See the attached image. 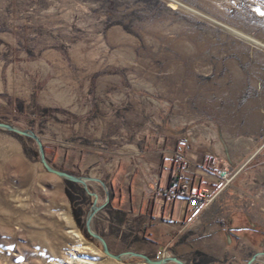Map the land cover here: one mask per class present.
<instances>
[{
	"label": "rangeland",
	"instance_id": "374dc122",
	"mask_svg": "<svg viewBox=\"0 0 264 264\" xmlns=\"http://www.w3.org/2000/svg\"><path fill=\"white\" fill-rule=\"evenodd\" d=\"M260 49L264 53V0H0V121L31 128L50 157L77 148L83 97L94 108L102 84L125 95L115 114L120 143L127 127L141 130L147 117L168 109L159 102L160 82H224L228 58ZM65 110L73 118L66 129L55 127L54 115ZM230 171L236 178L240 169ZM65 182L43 168L33 140L0 130V264H57L76 242L68 233L73 229L98 264H145L104 255L85 231L92 197L77 184L85 199L73 205ZM79 205L83 211L75 215ZM100 219L92 227L111 252L132 250L112 242L119 230ZM254 249L242 248L241 264L264 251ZM219 256L189 250L176 257L215 264L225 260ZM254 264H264V257Z\"/></svg>",
	"mask_w": 264,
	"mask_h": 264
},
{
	"label": "crops",
	"instance_id": "0c3cea01",
	"mask_svg": "<svg viewBox=\"0 0 264 264\" xmlns=\"http://www.w3.org/2000/svg\"><path fill=\"white\" fill-rule=\"evenodd\" d=\"M227 61L224 82H160L157 93L164 99L159 102L168 109L147 117L141 130L127 127L120 143L115 114L125 95L119 98L116 90L98 85L94 108L83 97L82 144L60 154L54 151L51 157L45 154L52 166L107 184L108 203L93 221L100 216V225L119 230L110 237L116 245L126 243L151 255L168 246L176 256L190 250L225 257L215 264H241L243 247L264 250V214L259 212L264 210L263 49L238 52ZM69 118V113L55 114L54 126L66 129ZM180 138L189 141L186 174L194 184L210 189L214 198L197 212L185 198L164 197L174 180L172 152ZM205 163L241 173L222 188ZM87 183L98 194V204L103 203L102 188Z\"/></svg>",
	"mask_w": 264,
	"mask_h": 264
},
{
	"label": "water",
	"instance_id": "95a60500",
	"mask_svg": "<svg viewBox=\"0 0 264 264\" xmlns=\"http://www.w3.org/2000/svg\"><path fill=\"white\" fill-rule=\"evenodd\" d=\"M0 130L12 133L19 137H25V138H29L33 140L37 147V154H38L39 162L41 163V165L47 172L58 176L64 181H68V182H72V183H76L80 185L82 189L90 197H92L91 204L84 217L85 231L91 238L99 242L102 252L108 258H111L116 261H124L128 257H136V258L141 259L146 264H168V263L186 264L182 259L174 255L165 256L160 259H153L144 253L132 251V250L122 251L119 253L111 252L108 248L107 242L104 239V237L100 233L95 231L92 227L93 217L100 210L105 208L109 200V189L106 183L100 180L99 178L83 176V175L72 173V172H69L63 169H58L52 166L45 155L41 138L31 128H21L14 124L0 121ZM88 181L95 182L102 188L105 194V201L103 203L98 204V194L90 188V186L87 183ZM226 236L229 237V233H226ZM260 257H264V251L254 252L249 257V259L246 261V264H254L255 262L259 260Z\"/></svg>",
	"mask_w": 264,
	"mask_h": 264
},
{
	"label": "built area",
	"instance_id": "2783aa9c",
	"mask_svg": "<svg viewBox=\"0 0 264 264\" xmlns=\"http://www.w3.org/2000/svg\"><path fill=\"white\" fill-rule=\"evenodd\" d=\"M189 149V143L186 138H180L172 152V162L175 169L174 180L170 187L164 191V197L167 200L176 198H185L187 205L193 212H197L207 204L213 201L210 189L200 184H194L191 176L186 174L188 160L186 151ZM204 167L212 172L222 183V188L230 185L234 179L235 173L225 168L214 167L210 163H205ZM171 255L168 246L163 247L153 254V259H160Z\"/></svg>",
	"mask_w": 264,
	"mask_h": 264
},
{
	"label": "bare ground",
	"instance_id": "6f19581e",
	"mask_svg": "<svg viewBox=\"0 0 264 264\" xmlns=\"http://www.w3.org/2000/svg\"><path fill=\"white\" fill-rule=\"evenodd\" d=\"M68 233L69 237L76 242L73 241L72 246L69 245L70 248L66 251L63 261L57 262V264H98L88 258L90 255L95 254V252L85 242L83 243L81 235L75 229Z\"/></svg>",
	"mask_w": 264,
	"mask_h": 264
},
{
	"label": "trees",
	"instance_id": "16d2710c",
	"mask_svg": "<svg viewBox=\"0 0 264 264\" xmlns=\"http://www.w3.org/2000/svg\"><path fill=\"white\" fill-rule=\"evenodd\" d=\"M66 190H67V194L70 197L73 205L75 202L80 203L81 201H83L85 198L83 197V192L80 186H78L75 183L72 182H68L66 181ZM82 206H78V207H74V213L75 215H79L81 214L82 210Z\"/></svg>",
	"mask_w": 264,
	"mask_h": 264
},
{
	"label": "flooded vegetation",
	"instance_id": "af4514ba",
	"mask_svg": "<svg viewBox=\"0 0 264 264\" xmlns=\"http://www.w3.org/2000/svg\"><path fill=\"white\" fill-rule=\"evenodd\" d=\"M107 185V184H106ZM104 192V191H103ZM91 204V203H90ZM90 206V205H89Z\"/></svg>",
	"mask_w": 264,
	"mask_h": 264
}]
</instances>
